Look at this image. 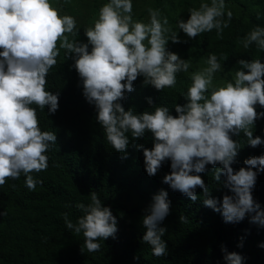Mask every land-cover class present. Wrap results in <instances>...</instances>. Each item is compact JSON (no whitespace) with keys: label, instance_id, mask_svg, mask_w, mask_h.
<instances>
[{"label":"clouds","instance_id":"1","mask_svg":"<svg viewBox=\"0 0 264 264\" xmlns=\"http://www.w3.org/2000/svg\"><path fill=\"white\" fill-rule=\"evenodd\" d=\"M188 12L187 19L176 23L193 39L213 29L223 38L234 15L226 0H199V6ZM133 17L134 0H105L93 23L84 28L85 42L75 38L80 31L76 17L61 14L54 0H0V185L22 174L30 190L42 183L33 173L48 168V151L57 136L54 131L42 130L35 106L42 110L47 106L49 113L58 110L59 92L47 89L46 84L49 70L64 49L65 55L74 59L70 67L78 72L83 95L94 105L96 120L111 148L127 156L130 140L150 132L153 146L137 145L149 176L170 160L171 171L163 181L171 189L196 201L199 186L203 204L219 212L226 223L240 222L247 215L264 227V207L253 196L258 173L264 172V153L246 158L243 164L247 167L237 170L232 166L243 146L233 134L239 137L243 133L253 147L264 144V137L253 135L256 121L264 118V110H257V105L264 109V62L240 58L236 61L239 67L228 71L233 79L215 84L217 72L225 69L217 54L211 53L203 61L205 66L190 73L192 82L181 93L186 102L173 106L177 115L166 104L155 105L152 111L126 110L123 101L139 76L144 77L143 84L164 90L174 86L177 74L188 72L191 66L190 59L169 50V41L178 43L182 38L161 9L149 6L146 21ZM239 39L246 49L254 43L264 50V26L255 25ZM221 55L227 59L226 54ZM147 99L153 103L152 97ZM208 164L220 165L214 167V180L231 191L224 193L222 200L210 195L200 175ZM90 195V203H76L82 215L75 221L68 213L63 215L67 229L82 233L84 246L96 252L101 240L116 237L118 218L96 191ZM170 206L169 193L162 188L144 210L141 239L155 256L168 254L167 228L162 221ZM179 219L187 222L189 217L181 215ZM242 246L243 237L238 244ZM259 246L264 247V241ZM221 251L225 264H244L246 260L224 244Z\"/></svg>","mask_w":264,"mask_h":264},{"label":"trees","instance_id":"2","mask_svg":"<svg viewBox=\"0 0 264 264\" xmlns=\"http://www.w3.org/2000/svg\"><path fill=\"white\" fill-rule=\"evenodd\" d=\"M231 1L240 14L225 28L223 38L217 37L215 29L195 39L189 38L176 23L180 18L187 19L189 9L180 13L179 6L172 4V0H157L155 6L162 7H158L162 13L167 7L168 13L163 14L170 21L176 20L170 24L182 40L173 44L184 56L205 59L216 53L224 67H239L236 61L240 58H260L264 62V50L257 49L254 43L246 49L239 39L255 25L264 26V0ZM69 36L71 39V34ZM75 38L87 41L84 31H79ZM221 54H226L227 59ZM73 64V57H67L61 49L56 65L47 75L46 88L59 92L58 110L49 113L47 106L42 110L34 105L42 130L54 131L57 136L48 151V168L33 173L42 183L30 190L22 174L0 185V264H225L222 244L229 251L245 256L244 264H264V247L259 246L264 241V227L251 222L247 215L240 222L226 223L219 212L203 204V189L199 186L196 201L171 189L163 181V176L171 171L170 160H166L155 175L147 174L143 151L137 145L143 143L151 148L150 132L130 140L127 156L111 148L96 120L94 105L83 95L78 72L70 67ZM143 79L139 76L134 81V90L123 101L125 109L152 111L155 105L166 104L172 114L177 115L173 106L186 102L181 93L189 86L183 72L177 74L174 86L164 90L143 84ZM147 97H152V104ZM257 110L264 109L257 105ZM253 130L254 136L264 137V118L256 121ZM233 139L243 145L238 162L232 165L234 169L247 167L243 164L246 158L264 153V144L256 147L247 144L243 133L239 137L233 134ZM219 166L208 164L207 171L200 175L208 184L210 195L222 200L223 194H231V191L214 180V167ZM224 179L221 173V181ZM162 188L168 191L171 200V211L162 221V226L167 228L164 238L168 254L155 256L151 246L141 239L145 231L142 217L153 194ZM91 191H96L118 218L116 237L101 240V248L96 252H89L84 246L82 233L67 229L63 215L68 213L75 221L82 215L76 203H90ZM253 196L264 207V172L258 173ZM181 215H187L188 221H181ZM242 237L243 246L238 247ZM135 256L139 259H134Z\"/></svg>","mask_w":264,"mask_h":264},{"label":"rangeland","instance_id":"3","mask_svg":"<svg viewBox=\"0 0 264 264\" xmlns=\"http://www.w3.org/2000/svg\"><path fill=\"white\" fill-rule=\"evenodd\" d=\"M162 1V0H161ZM166 1V0H165ZM227 3V7L231 8L234 15L232 18V22L238 19L240 10L236 9L232 5V1ZM56 5L59 7L61 14L68 13L76 17L78 21V27L80 31H84V28L90 26L94 19L98 15V10L100 6L105 2V0H54ZM157 0H134V19L144 20L146 21L148 18V7H156ZM171 4V3H170ZM172 4L179 6L180 13L188 10L192 6H199V0H189L188 2H184L183 0H172ZM159 7V6H158ZM156 7V8H158ZM162 8V7H159ZM163 13H168V9L163 8ZM176 22V20H174ZM174 21H170V23H174ZM168 48L171 51L177 52L182 58L190 59L191 66L188 72H183L184 76L188 80V84H191V75L192 71L198 70L199 68L205 66L203 61L204 59L196 58L193 56H184L181 50L173 44L172 41L168 42ZM234 67H224L225 71L217 72L216 77L214 79L215 84H221L226 82L227 80L233 79V73L228 72L229 70L233 69Z\"/></svg>","mask_w":264,"mask_h":264}]
</instances>
